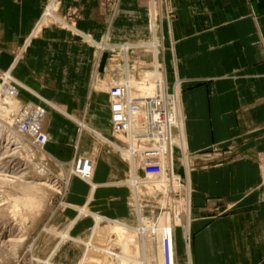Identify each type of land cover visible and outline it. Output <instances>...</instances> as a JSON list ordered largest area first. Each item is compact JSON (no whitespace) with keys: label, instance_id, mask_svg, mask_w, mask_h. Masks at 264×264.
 <instances>
[{"label":"crops","instance_id":"obj_1","mask_svg":"<svg viewBox=\"0 0 264 264\" xmlns=\"http://www.w3.org/2000/svg\"><path fill=\"white\" fill-rule=\"evenodd\" d=\"M46 3L0 0V70L11 71L25 86L24 94L51 107L43 145L48 156L72 160L77 144L79 155L95 163L89 174L74 170L67 201L74 206L69 205L73 208L69 211L79 216L68 234L87 230L89 224L82 222L87 217L118 223L91 234L94 248L86 255L87 264H134L116 256L144 258L150 238L146 242L143 235L139 241L128 224L113 220L129 217L130 190L118 182L124 173L121 159L118 153L105 154L87 136L78 140L76 124L65 119L68 113L86 111L88 126L114 142L108 95H90L95 50L80 37L48 29L32 41L22 61L13 56L37 27ZM170 4L175 14L166 23L163 42L158 41L154 26L153 41L159 46L153 47L152 77L157 91L166 94L176 89L180 94V134L174 141L190 154L187 173L193 195L188 202V242L183 226H177V262L264 264V0H170ZM81 8L86 16L81 28L100 40L103 27L94 18V6L83 1ZM120 33L116 30L115 41L126 39ZM163 45L160 70L158 53ZM124 69L129 95L137 84L128 59ZM130 106L134 110V103ZM174 157L170 171L171 166L175 170ZM156 250L161 264L158 237Z\"/></svg>","mask_w":264,"mask_h":264},{"label":"rangeland","instance_id":"obj_2","mask_svg":"<svg viewBox=\"0 0 264 264\" xmlns=\"http://www.w3.org/2000/svg\"><path fill=\"white\" fill-rule=\"evenodd\" d=\"M67 1L47 0L45 10L37 27L34 28L25 43L14 49L13 56L15 59L20 56L22 61L32 41L36 40L48 29H57L73 37H80L83 43L90 45L95 50L96 57L93 65L90 95L95 96L102 93L108 95L109 99L107 102L110 109L113 137L110 139L122 147L127 146L128 149L130 142L132 143L128 130L126 134L127 112L130 109V104L134 103V110L138 116L139 114L144 115L149 110L148 99L162 93L160 90L157 91L156 85H153L152 77L156 70L153 47L159 46L156 39L153 41L155 36L154 26L157 30L158 41L163 42L164 28L166 23L174 17V9H172L170 0ZM83 1L89 2L95 8L94 18L103 27L100 40L94 39L91 34L81 28L80 23L86 18L81 8ZM116 30H120V35L126 39L115 41ZM164 49L163 45L158 53L160 70L163 69L162 65H164ZM127 59L128 64L131 66L132 77L136 81L135 84H137L136 87L130 90L129 95L127 90L128 80L126 81L128 74L127 70L125 71L124 69L125 60ZM6 72L11 76L10 78L7 76V78L15 82V84L11 85L18 94L17 98L11 100L7 87H5L6 84L3 89L0 88V103L7 110L6 116H4L5 114H0V264H87L86 255L94 248V244L89 238L95 226V220L90 217L83 218L84 221L82 222L89 224L87 230L78 231L74 229L68 234L70 225L79 216V212L74 215L69 211V209L73 208L65 207V205H73L67 201L65 193L67 191L64 190L63 185L64 180H68L72 172V179L76 175L74 170L78 168L79 159L82 157L78 153L79 148L75 144L76 153L72 160L67 157L68 160L57 159L56 161L48 156L43 149V145H41V148L36 145V136L39 132L45 131L51 107L46 103H38L31 96L24 94L23 89L25 86L19 83L15 75L11 74V71L0 70L2 79H4L3 73ZM146 77L147 81L145 82L143 79ZM159 83L161 84V81ZM3 84L4 82L1 81L0 85ZM129 97L134 99V102H130ZM47 101L49 103L53 102L51 99H47ZM32 106L41 107L47 112V118L41 125H34V122H30L32 119V117L29 118L30 113H32L30 111L36 114V110H32ZM68 114L73 118H70V116L64 118L69 123L74 122L76 124L78 140L87 136L99 149H103L105 154L118 153L110 149L106 145L107 143H102V141L92 135L93 132H98L88 126V114L86 111L85 113ZM116 127L118 128L116 129ZM118 129L121 130L118 131ZM178 130L174 129L172 134V150L176 147L174 173L177 178H182L184 182L182 189L186 192L188 184L191 183H189V177L188 179L186 178L188 173H186L187 170L185 168L188 167L182 163L181 150L179 147L177 148V145L175 146L174 136L180 134ZM139 136L134 140L135 147L140 150L137 172H134L132 180L128 182L130 186L124 185L130 190L126 200L129 217L113 220L128 224L126 227L130 229H132V226L139 225L138 219L135 218L131 210L133 200L136 206L139 204L136 202V195L138 194L140 198L139 205L147 217L149 225H157L161 215L169 213L170 215L168 216L171 220L176 211L181 213L182 220L177 229L183 226L182 229L187 245L188 197L183 196L182 204L178 206L180 209L177 210V202L174 199L178 198V189L168 185L171 182L170 174H172L170 171L171 148L167 144L160 146V149H165L164 151L167 153L164 157V154L158 149L159 147H156L155 141H151L147 145L142 142ZM148 152H155L158 156L156 157L158 161L150 156L146 158L142 154ZM117 155L121 159V169L124 171L122 179L118 182L127 181L131 177L132 165L122 153ZM150 155L154 156L153 153ZM71 163H74V165ZM46 170L49 175H47ZM40 176L42 177L40 178ZM40 182H47L48 188L37 186ZM134 182H136L137 194L131 186ZM59 191L61 192L58 193ZM192 220L194 221V217ZM109 224L112 223H103L100 227ZM6 228L9 232H6ZM133 232L135 233V231ZM157 237V235H144L146 242L150 238L147 245L148 257L146 251L145 257H138L134 264H146V262L147 264H158ZM140 238L141 236L138 238L139 241ZM79 239L85 241L84 243L88 244L89 248L81 244ZM123 257L129 258L122 256L118 260L131 263ZM36 259L39 262H35Z\"/></svg>","mask_w":264,"mask_h":264},{"label":"bare ground","instance_id":"obj_3","mask_svg":"<svg viewBox=\"0 0 264 264\" xmlns=\"http://www.w3.org/2000/svg\"><path fill=\"white\" fill-rule=\"evenodd\" d=\"M3 78H4V80H5V84H6V86L5 87H7V90H8V93H9V97H10V99L12 100V99H15V98H17V92L15 91L16 89L15 88H13V86H11V84H15V82L14 81H11V80H9V78L11 77L7 72L6 73H3ZM7 76L9 77V78H7ZM8 81V82H7ZM17 84V83H16ZM4 88V86L3 87H1V89H3ZM162 93H160L161 94V96L163 97V96H165L164 94H163V91H161ZM1 101V100H0ZM16 104V103H15ZM18 104V103H17ZM18 107V106H17ZM31 110V109H30ZM35 111V110H34ZM0 114L1 115H3V114H5L4 116H6L7 115V110H6V108L3 106V105H1V103H0ZM127 114H128V116H127V122H128V126H129V136H130V140H132V143L130 142V147L127 149V147L126 148H122L121 146H119L118 144H115V145H113L114 143L113 142H110L109 140H107L106 138H104L101 134H98V133H92V135L94 136V137H96L97 139H99V141H102L103 143H107V144H111L112 146H114L115 148H116V150H119L121 153H122V155L125 157V159H127V161H130V163L132 164V166H133V168H132V173H131V177H130V179L129 180H127V181H123V182H121L120 184L121 185H127V186H130L129 184H128V182L130 181V180H132V177H133V174H134V167H135V164H136V162H138V153H140V150H138L136 147H135V144H134V140L136 139V138H138V136H139V138L140 137H144V138H141L142 139V142L144 143V144H149V142H151V140H149V139H146L145 138V135H146V133L149 131V123H150V118H149V110H148V112L147 113H145L144 115H140L139 114V116H138V114H137V112L135 111V110H133V108L130 106V109H129V111L127 112ZM126 114V115H127ZM32 117V119H31V121L30 122H34V125H41L45 120H46V118H47V116H46V118H44V119H42V120H36V114H34V112L32 111V113H30V115H29V118H31ZM177 122H178V119H177ZM33 124V123H32ZM1 125V124H0ZM37 128V127H36ZM167 133V132H166ZM172 134H173V131L171 132ZM172 134H171V137H169L170 138V147H171V154H172V158H173V150H172V148H173V142H172V139H173V137H172ZM17 136V135H16ZM20 140V139H19ZM23 143V142H22ZM168 145V144H167ZM161 146V145H160ZM160 146H159V144L158 143H156V147H159L158 149L159 150H161V152H162V154H164V157L167 155V153L164 151L165 149H160ZM39 148V147H38ZM40 148H41V146H40ZM167 150V149H166ZM29 159V158H28ZM34 162V161H33ZM32 163V162H31ZM173 163V162H172ZM41 164V163H40ZM46 166V165H45ZM34 169H35V167H34ZM37 169H38V167H37ZM14 171V170H13ZM38 171V170H37ZM47 171V170H46ZM35 172V171H34ZM45 172V171H44ZM44 172H42V173H44ZM171 172H172V174H170V180H171V182H169V187H172V188H179V184H177L176 183V175H175V173H174V170H173V166H171ZM37 173V172H36ZM41 173V172H40ZM46 173V172H45ZM47 173H48V171H47ZM46 173V174H47ZM34 174V173H33ZM25 175V174H24ZM44 175V174H43ZM47 175H49V173L47 174ZM47 175H45V176H47ZM72 176H73V172H72V174L71 175H69V178H68V180L66 179V180H64L65 182H64V186L67 184V182L68 181H70V184H69V187H68V190H67V192H65L66 193V195L68 194V192H69V188H70V185H71V180H72ZM24 177V176H23ZM42 176H40V178H41ZM20 178H22V177H20ZM39 178V179H40ZM44 178V177H43ZM23 179V178H22ZM25 179V178H24ZM33 179V178H32ZM38 179V178H37ZM46 179H48V178H46ZM41 181H42V179H41ZM9 183V182H8ZM14 183V182H13ZM17 183V182H16ZM36 185H37V183H36ZM133 189H134V191H135V193L137 194L138 192H137V189H136V182H134L133 184ZM37 186H41V187H47L48 188V184H47V182H40ZM50 186V185H49ZM132 191V190H131ZM61 191H59L58 193H60ZM136 196H138V194L136 195ZM135 201L133 200V204H132V211L139 217V219L140 220H138L139 221V225H137V226H132V230L133 231H135V233L137 234V236H138V238L141 236H143V235H156L157 234V236H158V239H159V241H160V246H161V264H165V253H164V240L165 239H168V241H169V243H170V245H171V254H172V260L176 257V255H177V251H176V240H175V228L180 224V222H181V220H182V218H181V213H179V211H176V213L174 214V216H173V218L171 219L172 220V222H171V220H170V217L168 216V215H170L169 213L168 214H165V215H161V219H159V223L157 224V225H149L150 223H149V221H148V219H147V217L145 216V215H142V216H139L138 214H137V212H138V210L136 209V206H135ZM66 206H68L69 207V205H65V207ZM67 208V207H66ZM176 209L177 210H179L180 209V207H176ZM139 211H140V208H139ZM135 218H136V216H135ZM95 226H94V228L92 229V233L91 234H94L98 229H99V227L101 226V225H103V223H105V224H108V223H112V224H117L118 222H115V221H110V220H106V219H103V218H101V217H96L95 219ZM161 222V223H160ZM7 229V228H6ZM6 232H9V230L7 229V231ZM145 233V234H144ZM78 239V238H77ZM79 242L81 243V244H84V245H86V247L87 248H89V246H87L88 244H85L84 242L85 241H82L81 239H79ZM173 256H174V258H173ZM117 257V259H121V257H122V255H117L116 256ZM123 258H125V257H123ZM125 259H127L129 262H131V263H135V260L134 259H131V258H125ZM39 262V260L38 259H36L35 260V262ZM47 263V262H46ZM146 264H147V262H146Z\"/></svg>","mask_w":264,"mask_h":264},{"label":"built area","instance_id":"obj_4","mask_svg":"<svg viewBox=\"0 0 264 264\" xmlns=\"http://www.w3.org/2000/svg\"><path fill=\"white\" fill-rule=\"evenodd\" d=\"M1 81H3L4 84L0 85V88L5 86V80L0 77V83H1ZM179 98L180 97H179L178 92L174 89L172 93L167 91V93L165 94L164 97H162L159 94V95H156L155 97H153L151 99H148L147 105H148V109H149L150 123L148 124L149 125V131L145 135L146 139H149L151 141H155L156 143L159 144V146L163 145V144H168L169 137H171V134H172L171 132L174 131V129L175 130L178 129L177 128V124H178L177 119L179 117L178 114H179V109H180ZM32 110H36V120H42V119L46 118V116H47V112L41 107L32 106ZM30 112H32V111H30ZM127 124L128 123H126V126H127L126 130L129 131V126ZM117 128L118 127H116V129ZM120 130L121 129H118V131H120ZM36 137H37V140H36L37 146H41V145L45 146L46 145L47 134L45 133V131L39 132ZM140 138H144V137H140ZM115 144H117V143L114 142L113 145H115ZM106 145H108L110 149H112L118 153H121L119 150H116V148L114 146H112L111 144H106ZM126 147L127 146L122 147V148L124 149ZM178 147L181 150V155H182V159H183L182 163H183V165L186 164V167H188L186 160H187V158L190 157V154L185 153V151L183 149H181L180 146H177V148ZM152 153L154 154L155 157L150 155ZM139 154L140 153H138V155ZM142 154H144L146 156V158L147 157L149 158V156L152 157L153 159L158 157L155 152H148V153H142ZM174 159H175V157H174ZM157 161H158V159H157ZM174 162H175V160H174ZM94 167H95V163H94L93 159H91L89 157H80L79 165H78L77 169H80L81 171L86 170V174H89L90 172H92L94 170ZM132 168H133V166H132ZM185 170H187V168H185ZM131 172H132V169H131ZM186 175H187L186 178L188 179V174H186ZM175 180H176V183L179 184V188H177L178 189L177 192H179V193H178V198L174 199V200L177 202V206H179L182 204V200L184 199L183 196L188 197V202L190 199H192L191 195H193L192 194L193 190L190 187V184L187 183L188 188H187L186 192H184L185 190L182 189V187L184 186L183 185L184 182H183L182 178L176 177ZM69 184H70V181H68L67 184L64 186V190L67 191ZM136 202L140 204L139 195L137 196ZM188 202H187V205H188ZM139 204L137 206L136 205L135 206H136V209L138 210L137 214L139 216H142V215H144V212H143V210ZM139 208H140V211H139ZM131 210H132V205H131ZM132 214L135 215L138 220H140L139 217L134 212ZM152 236H155V235H152ZM171 250H172L171 245H170L168 239H165L164 240L165 264H177L176 257L174 258V256H173L174 259L172 260Z\"/></svg>","mask_w":264,"mask_h":264}]
</instances>
